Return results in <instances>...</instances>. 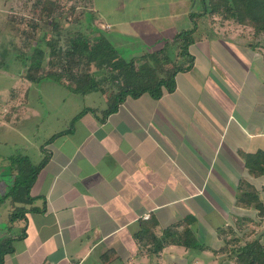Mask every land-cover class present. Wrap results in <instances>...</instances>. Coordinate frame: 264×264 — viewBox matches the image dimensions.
Segmentation results:
<instances>
[{
    "label": "crops",
    "instance_id": "0c3cea01",
    "mask_svg": "<svg viewBox=\"0 0 264 264\" xmlns=\"http://www.w3.org/2000/svg\"><path fill=\"white\" fill-rule=\"evenodd\" d=\"M86 2L115 46L143 40L137 55L196 23L194 64L177 73L173 92L129 96L107 117V108L88 106L96 112L48 139L35 199L21 202L37 210L18 221L26 236L4 264H236V248L264 244V215L239 200L247 182L264 204V175L246 165L247 154L264 151V39L240 24L224 31L209 14L193 18L201 0ZM8 7L0 0V16ZM187 216L206 248L154 252L156 237Z\"/></svg>",
    "mask_w": 264,
    "mask_h": 264
},
{
    "label": "rangeland",
    "instance_id": "374dc122",
    "mask_svg": "<svg viewBox=\"0 0 264 264\" xmlns=\"http://www.w3.org/2000/svg\"><path fill=\"white\" fill-rule=\"evenodd\" d=\"M50 1L54 5H47L46 0H6L9 6L7 17H3L4 14L0 16V198L9 188L8 180L11 178L2 175L8 172L11 158L28 156L34 165H38L42 157L46 156L48 139L54 133L69 129L77 112L88 106L101 108V111L107 108V100L111 98L113 91L118 90L119 82H122V79H111L110 75L113 72L110 69L97 70L94 63H89L88 53L79 61L80 66L70 70L91 73L101 81L105 93L91 92L83 95L75 93L72 90L73 85L61 84L47 78L30 81L24 77L35 48L46 51L45 71L50 69L67 71L69 64L65 51L69 38L79 33L90 38L105 34L100 26L95 24L93 18L91 19L86 0ZM51 9V13H48ZM215 16V19L209 17L207 23L216 24L218 28L224 27V31L238 25L234 20ZM241 28L244 32L253 33L251 36L255 42L260 43L264 39L248 26ZM173 40H168L167 43ZM48 42L52 43L51 47L48 46ZM121 42L125 46L131 45L119 47L121 54L127 58L139 56L137 51L144 48L143 40ZM53 49L56 54L53 53ZM178 64H185V60L178 61ZM69 76L68 74L63 76L64 83L70 82ZM22 197L21 194L19 199L9 197L5 201L0 200L2 239L5 236L14 237L23 231V222L20 224L18 220L15 225L19 226L14 225L7 235L5 233L11 225L10 214L18 206H23Z\"/></svg>",
    "mask_w": 264,
    "mask_h": 264
},
{
    "label": "trees",
    "instance_id": "16d2710c",
    "mask_svg": "<svg viewBox=\"0 0 264 264\" xmlns=\"http://www.w3.org/2000/svg\"><path fill=\"white\" fill-rule=\"evenodd\" d=\"M203 11L192 13V17L210 14L220 18L235 21L242 26H248L254 33L264 34V0H201ZM46 4L54 5L50 0ZM52 9L48 12L51 13ZM51 14H49L50 16ZM92 19V17H91ZM197 24L192 29L179 32L173 42L166 43L162 49L147 51L139 56L127 58L123 56L117 46L104 33L90 38L86 34H77L68 39V48L65 51V57L68 59L69 70H44L46 51L41 48H35L29 59V65L24 77L30 81L40 79H53L61 84L73 85L72 90L75 93L86 95L91 92H103L106 90L91 73L82 71L76 72L70 70L80 66V60L88 53L89 63H94L97 70L110 69L111 79H122L119 82L118 90L113 91L108 99V107L105 109L104 117L116 112L127 97H139L144 93H149L153 98L159 99L165 92H173L176 89V75L180 71H188L194 64V56L190 53L189 47L194 42V32ZM49 47L51 42L47 43ZM56 51L53 49V53ZM185 60V64H178V61ZM71 72H75L71 73ZM70 75V82L64 83L63 76ZM96 112L95 108H84L71 122L68 130L62 131L54 137L72 132L74 124L85 112ZM53 137V138H54ZM52 138L48 141L50 143ZM49 156L46 155L43 160L34 165L28 156L19 159L11 158L8 172L3 177L8 176L9 188L0 200L5 201L9 197L18 198L22 194L21 201L25 198L34 200L30 195L31 187L35 182L40 170L45 166ZM246 165L255 176L264 175V151H257L246 155ZM242 193L239 200L245 205H255L264 215V204L261 201L257 189L250 183L241 184ZM20 201V202H21ZM37 209H28L18 206L9 216L11 225L6 229V235L11 231L12 225L18 220H27L26 214ZM184 222L183 230H178L179 225ZM176 223L164 230V237H156V247L154 252H160L166 244H176L191 249L204 250L206 247L199 243L195 236L191 224L194 217L187 216L185 221ZM26 236L24 227L19 236L0 237V264H4L7 254L14 251V241L17 238ZM236 264H264V244L260 239H254L239 248H236Z\"/></svg>",
    "mask_w": 264,
    "mask_h": 264
},
{
    "label": "built area",
    "instance_id": "2783aa9c",
    "mask_svg": "<svg viewBox=\"0 0 264 264\" xmlns=\"http://www.w3.org/2000/svg\"><path fill=\"white\" fill-rule=\"evenodd\" d=\"M73 264H80V263H73Z\"/></svg>",
    "mask_w": 264,
    "mask_h": 264
}]
</instances>
